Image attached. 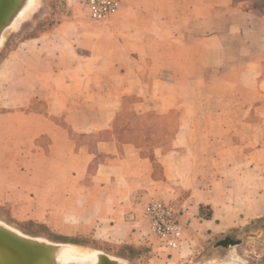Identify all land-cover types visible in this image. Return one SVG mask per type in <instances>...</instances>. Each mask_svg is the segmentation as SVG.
Segmentation results:
<instances>
[{
    "label": "crops",
    "instance_id": "0c3cea01",
    "mask_svg": "<svg viewBox=\"0 0 264 264\" xmlns=\"http://www.w3.org/2000/svg\"><path fill=\"white\" fill-rule=\"evenodd\" d=\"M86 16L0 62V208L65 241L181 264L203 208L219 232L216 185L255 193L264 178V0H123ZM152 200L182 213L176 251L148 236Z\"/></svg>",
    "mask_w": 264,
    "mask_h": 264
},
{
    "label": "rangeland",
    "instance_id": "374dc122",
    "mask_svg": "<svg viewBox=\"0 0 264 264\" xmlns=\"http://www.w3.org/2000/svg\"><path fill=\"white\" fill-rule=\"evenodd\" d=\"M38 1L39 4L37 5L38 7L36 6L34 8L35 11L33 9L31 14L25 19L23 18L17 26L8 30L0 46V62L19 42L48 32L56 24L65 20V17L74 15L84 17L87 15L82 0ZM202 101L203 99L200 98V101H196L195 104L202 105ZM174 117L175 114H173ZM138 120L130 117L127 119V122H137ZM142 120L144 122L150 120L160 124L166 121L159 118ZM250 181V179H247V182L245 184L243 183V185L250 186L252 183ZM255 182L252 184H256L258 192L244 194L235 192L236 183L233 178L226 179L216 185L217 192L213 196L218 203V207L216 208V221L219 225V232L214 236L204 226L205 218L209 216V210L207 207L203 208L199 216H195V223L190 227L188 226L189 232L186 231L185 252L181 264L212 263L224 259L227 255L239 257L244 264H264V208H262L264 205V178L256 179ZM0 222L5 225L8 224L7 226L28 236L38 237L56 243L76 244L88 250H99L108 255L125 258L129 260L130 264H154L152 257L146 258L144 261L145 254L142 256L143 253H139L142 256L141 258L137 254V251L124 250L119 246L100 245L98 242L89 239L84 241L77 239L65 241L62 239V236L49 230L42 223L32 221L17 222L11 217L10 209L0 208ZM254 233H258L257 237H248V235ZM227 238L233 241L241 240L242 244L237 247L218 246L220 241ZM153 247L156 248L157 246L153 245ZM150 250L148 251L149 253H151Z\"/></svg>",
    "mask_w": 264,
    "mask_h": 264
},
{
    "label": "water",
    "instance_id": "95a60500",
    "mask_svg": "<svg viewBox=\"0 0 264 264\" xmlns=\"http://www.w3.org/2000/svg\"><path fill=\"white\" fill-rule=\"evenodd\" d=\"M29 0H0V46L8 30L12 29L18 16L28 6ZM30 5V4H29ZM8 225V224H7ZM258 233L248 237H257ZM70 243H56L42 238L17 233L11 228L0 224V264H60V251ZM241 240L224 239L218 243L221 247H237ZM76 245V244H70ZM96 253L94 261H75L79 264H130L129 260L108 255L102 251ZM80 260V259H76ZM84 260V259H83ZM200 264H244L242 259L227 255L224 259L212 263Z\"/></svg>",
    "mask_w": 264,
    "mask_h": 264
},
{
    "label": "built area",
    "instance_id": "2783aa9c",
    "mask_svg": "<svg viewBox=\"0 0 264 264\" xmlns=\"http://www.w3.org/2000/svg\"><path fill=\"white\" fill-rule=\"evenodd\" d=\"M123 0H82L88 18L101 22L116 14ZM143 216L148 226V236L159 241V247L167 252L180 248L184 230L180 223L181 211L173 204L152 200L143 207Z\"/></svg>",
    "mask_w": 264,
    "mask_h": 264
},
{
    "label": "bare ground",
    "instance_id": "6f19581e",
    "mask_svg": "<svg viewBox=\"0 0 264 264\" xmlns=\"http://www.w3.org/2000/svg\"><path fill=\"white\" fill-rule=\"evenodd\" d=\"M30 4V5H29ZM39 4L38 0H29L28 6L22 11V13H20V15L18 16V20L16 21V23L14 24L13 28L15 26H17L19 24V22L24 18H26L28 15L31 14L32 10ZM38 7V6H37ZM35 11V9L33 10ZM0 224L9 227L3 223L0 222ZM11 228V227H9ZM13 231L20 233L16 230H14L13 228H11ZM21 234V233H20ZM66 247H64L63 249H61L60 251V258L58 259V262L60 264H79V263H75V261H86L87 257L88 260L87 261H94L96 258V253L93 250H88L87 248L84 247H80L77 245H65ZM76 259H80V260H76ZM84 259V260H83Z\"/></svg>",
    "mask_w": 264,
    "mask_h": 264
}]
</instances>
